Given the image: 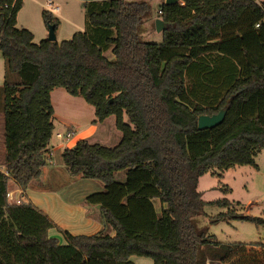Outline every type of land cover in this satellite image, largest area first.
<instances>
[{"label":"trees","instance_id":"trees-1","mask_svg":"<svg viewBox=\"0 0 264 264\" xmlns=\"http://www.w3.org/2000/svg\"><path fill=\"white\" fill-rule=\"evenodd\" d=\"M80 1L83 31L35 42L17 26L23 0H0V264H131L133 255L153 264H264V241H219L192 221L209 204L226 208L210 223L264 226L233 201H205L197 190L201 175L257 166L264 149V1L161 2L155 16L148 0ZM41 15L57 28L58 17ZM156 18L168 24L161 41L143 40V24L155 29ZM58 87L92 105L94 123L115 116L122 134L111 147L79 138L60 154L70 175L102 186L85 197L99 205L104 224L91 234H72L30 201L8 198L11 180L24 192L52 161L51 92ZM222 108V122L197 127L199 115Z\"/></svg>","mask_w":264,"mask_h":264},{"label":"rangeland","instance_id":"rangeland-1","mask_svg":"<svg viewBox=\"0 0 264 264\" xmlns=\"http://www.w3.org/2000/svg\"><path fill=\"white\" fill-rule=\"evenodd\" d=\"M39 1L40 3H44V7L47 10H51V8L46 5V0ZM52 1L54 4H58L61 7L60 18H58L59 24L55 29L56 41L69 39L75 31H83L85 29L84 8L82 5H78L79 3L77 0ZM148 1L150 2L151 12L154 16L157 14L159 4L165 0ZM257 1L260 2L264 0ZM22 5L23 7L18 11L17 25L32 31L34 35L33 40L35 42L47 38L48 26L44 23L41 15L42 7L32 3L31 0H23ZM76 22L78 23V27L73 26V23ZM140 36L146 41L159 42L162 39L161 32H157L156 29L152 27L151 21L143 24ZM4 67L5 62L0 51V85L3 84L5 79ZM51 100L54 108L52 117L54 129L50 145H56L59 142H62L63 145H67L68 147L71 144L73 145V143L83 135L82 133L89 128L92 130L91 124H96L97 128L96 131H90L92 135L87 138L89 142L111 147L116 145L121 139L122 134L115 126V116L110 115L103 122L94 123V107L87 103L82 97L73 96L65 89L58 87L52 90ZM66 122L72 123L75 129V132L70 138L65 137L71 128L69 125H65ZM57 133H60L61 136H57ZM255 160L257 166L243 165L232 167L223 173L222 178L213 176L210 173L201 175L198 180L197 190L200 191L202 199L205 201H212L225 197L233 201V206L238 211L264 218V149L258 153ZM117 177L122 179L124 177L123 172L119 173ZM224 185L231 189L230 192L224 193ZM9 188V191H12L10 182ZM10 197L15 198L16 194L11 192ZM237 202H239V204H237ZM158 203L159 201L155 200L157 210L160 209ZM225 210V207L207 204L204 207L205 214L195 215L192 217V221L197 227L207 226L209 232L214 234L219 241H264V226L262 225H256L255 223L242 220L210 223V216ZM105 227L109 234L114 233L110 225ZM49 234L51 236H58L60 241H63L61 234L57 232L56 229H50ZM130 260L132 261L131 264H153L152 259L146 256L133 255L130 257Z\"/></svg>","mask_w":264,"mask_h":264},{"label":"crops","instance_id":"crops-1","mask_svg":"<svg viewBox=\"0 0 264 264\" xmlns=\"http://www.w3.org/2000/svg\"><path fill=\"white\" fill-rule=\"evenodd\" d=\"M31 1L34 4L40 5L42 10H47L44 7V3H40L39 0ZM77 1L78 5H82L80 0ZM46 5L51 8L49 11L54 16L60 18L61 7L58 4L52 3V5H49L48 0H46ZM77 25V22L73 23V26L78 27ZM2 124L3 115L0 113V168H2L4 158ZM65 125L71 127L68 132L71 134L75 132L72 123L66 122ZM91 127L92 130L89 128L79 138L87 139L91 137V132L96 131L97 128L96 124H91ZM73 145L71 144L69 147ZM65 147L68 146L63 145L62 142L56 145L49 144V154L52 156V161L42 167L40 177L31 180L24 192H21L14 181L11 180V192L16 194L15 199H19L20 201L28 200L42 209L59 227L68 230L72 234L95 233L103 229L104 224L100 219L99 206L97 204L86 203L85 197L88 194L100 191L102 186L94 180L82 178L80 175H70L66 171L60 159V154Z\"/></svg>","mask_w":264,"mask_h":264},{"label":"water","instance_id":"water-1","mask_svg":"<svg viewBox=\"0 0 264 264\" xmlns=\"http://www.w3.org/2000/svg\"><path fill=\"white\" fill-rule=\"evenodd\" d=\"M178 0H165V4L176 3ZM155 29L157 32H161L164 29L168 28V24L164 22L161 18H156L155 20ZM47 39L50 41H56L55 26L54 24L48 25V36ZM226 114V108L220 109L217 113L212 115L202 114L198 116L197 127L199 129L211 128L218 125L223 121Z\"/></svg>","mask_w":264,"mask_h":264},{"label":"built area","instance_id":"built-area-1","mask_svg":"<svg viewBox=\"0 0 264 264\" xmlns=\"http://www.w3.org/2000/svg\"><path fill=\"white\" fill-rule=\"evenodd\" d=\"M178 1H180V0H178ZM48 3H49V5H52V3H53V2H52V0H48ZM159 12H160V11H159ZM71 135H72V134H71L70 132H67V134H66V136H65V137H66V138H70V137H71ZM57 136H59V137H60V136H61V134H60V133H57ZM63 136H64V135H63ZM10 195H11V191H9V192H8V198H9V200H13V201H15V202H17V203H19V202H20V200H19V199L11 198V197H10Z\"/></svg>","mask_w":264,"mask_h":264}]
</instances>
